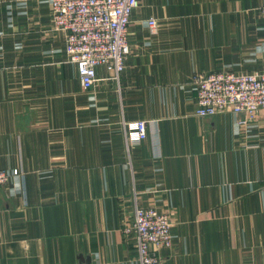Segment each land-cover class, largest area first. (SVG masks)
<instances>
[{"label": "crops", "instance_id": "crops-1", "mask_svg": "<svg viewBox=\"0 0 264 264\" xmlns=\"http://www.w3.org/2000/svg\"><path fill=\"white\" fill-rule=\"evenodd\" d=\"M127 42L84 91L49 0H0V264H140L135 207L170 218L162 264H264V110L199 117L192 84L264 70V0H138Z\"/></svg>", "mask_w": 264, "mask_h": 264}, {"label": "built area", "instance_id": "built-area-1", "mask_svg": "<svg viewBox=\"0 0 264 264\" xmlns=\"http://www.w3.org/2000/svg\"><path fill=\"white\" fill-rule=\"evenodd\" d=\"M50 24L65 34V54L75 65L81 88L96 82V68L104 67L118 80L130 55L128 26L138 0H49ZM150 33L158 29L155 18L147 20ZM199 117L231 112L244 113L238 123L247 126L264 110V70L234 73L217 71L192 77ZM140 139L146 137V124L136 122ZM16 172L0 170V189ZM172 223L166 213L135 207L131 224L124 233L131 236L140 264H162L160 250L172 244Z\"/></svg>", "mask_w": 264, "mask_h": 264}]
</instances>
